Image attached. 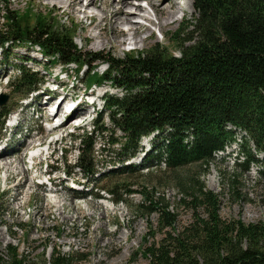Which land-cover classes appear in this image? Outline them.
I'll list each match as a JSON object with an SVG mask.
<instances>
[{
    "label": "trees",
    "instance_id": "16d2710c",
    "mask_svg": "<svg viewBox=\"0 0 264 264\" xmlns=\"http://www.w3.org/2000/svg\"><path fill=\"white\" fill-rule=\"evenodd\" d=\"M4 1L0 0L3 59L23 41L38 46L45 61L74 63L78 72L87 65L80 61L84 53L74 43V30L59 20L50 23L32 9L11 11ZM193 7V20L171 32L173 49L155 42L122 59L96 53L91 60L106 68L87 70V85L110 80L122 90L121 96L103 99L105 113L123 138L120 157L112 164L133 157L142 137L160 139L153 140L145 155L148 163L142 168L147 173L142 176L150 175L154 164H163L159 171L169 173L177 202L190 211V221L178 229L170 204L139 191L157 212L159 229L168 228L156 244L144 248L148 264H264V222L221 217L219 194L201 180L214 154L237 142L243 160L236 158L235 168L245 172L252 164L261 165L259 172L264 174V163L257 157L264 154V0H193ZM41 82L36 71L20 65L9 85L26 95ZM4 103L1 124L8 110ZM239 132L245 134L238 141ZM74 139L82 144L75 167L87 175L98 173L90 136ZM192 165L202 169L182 173ZM131 167H122V173ZM108 180L107 192L117 194L119 184ZM122 200L115 197V202ZM4 260L24 264L22 253L11 245L5 254L0 251V264ZM69 261V255L54 250L48 264Z\"/></svg>",
    "mask_w": 264,
    "mask_h": 264
},
{
    "label": "rangeland",
    "instance_id": "374dc122",
    "mask_svg": "<svg viewBox=\"0 0 264 264\" xmlns=\"http://www.w3.org/2000/svg\"><path fill=\"white\" fill-rule=\"evenodd\" d=\"M98 2L90 7L97 19L101 14ZM177 2L181 10L176 13V20L164 31L152 26L151 37L149 32L142 33L141 37H147L145 42L119 46L106 42L104 47H98L97 43L95 45L97 40L92 39L98 32L93 27L95 19L48 0L4 1L11 11L32 9L39 15H45L50 23L59 20L74 30V43L84 53L80 61L87 65L78 72L74 63L45 61L38 46L23 41L15 43L7 59L0 55V95H7L4 105L8 109L5 122L0 123V142L3 141L0 148L5 149L0 157L5 151L15 150L22 142L30 144L14 155L11 153L12 160L17 159L18 162L12 165L9 172H6L0 158L2 253L5 254L8 245L15 246L22 253L24 264H48L54 250L69 255L68 264H148L144 248L156 244L168 228L159 229L157 212L148 206L149 201H145L139 191H146L149 197H160L170 204L169 208L177 213L176 228L190 221V211L177 202L179 194L169 182V173L159 171L160 167L163 169V164L160 167L154 164L150 167L152 173L142 176L147 173V168L142 166L148 163L145 155L155 140L153 135L140 139L135 155L129 160L112 164L120 157L123 138L122 132L114 128L105 113L103 99L107 95L121 96L122 90L115 88L110 80L88 86L86 79L87 70L102 71L106 68L105 63L91 60L96 53L105 58L122 59L126 53L146 50L155 42L173 49L171 32L179 26L185 27L195 16L193 0ZM141 3L152 11L147 3ZM2 21L0 12V23ZM107 35L112 38L110 31ZM20 65L33 69L42 78L39 87L26 95L23 90L15 91L9 85L10 80L16 78ZM54 93L58 96L64 93V99L71 97L74 103L81 102L77 111L80 110L78 114L82 118L75 120L78 116L74 113L66 122L61 120L58 127L52 124L51 121L60 119L63 114L61 109L68 103L62 101L58 105ZM52 98L47 111L50 114L56 110L58 116L53 120L39 111V106ZM91 100L94 104L89 105ZM73 112H69V116ZM238 134L237 140H243L241 135L245 133ZM78 135L90 136L98 173L87 175L75 167L78 149L82 147L79 140L74 139ZM114 140L117 142L113 143ZM158 141L160 139L155 140L156 143ZM38 144L41 148H35ZM238 149L239 142L215 153L201 180L206 188L219 194L221 217L264 222V174L259 172L263 167L252 164L245 172L236 169V158L243 160ZM28 151L37 155L32 168ZM257 157L264 163L263 153L257 154ZM126 165H131L132 170L124 168L128 172L122 173L121 169ZM201 169L192 165L183 169L182 173L191 174ZM109 177L119 184L117 194L107 192L111 188ZM50 178L52 181L47 180ZM120 196L123 200L115 202V197ZM2 263L6 264V260Z\"/></svg>",
    "mask_w": 264,
    "mask_h": 264
},
{
    "label": "bare ground",
    "instance_id": "6f19581e",
    "mask_svg": "<svg viewBox=\"0 0 264 264\" xmlns=\"http://www.w3.org/2000/svg\"><path fill=\"white\" fill-rule=\"evenodd\" d=\"M48 1L55 5H65L72 12L81 13L86 18L95 19L93 27L97 28L98 32L92 36V39L97 40L95 45L97 43L96 46L98 47H104L106 42H114V44H116L115 46L135 44L137 42L143 43L147 40V37H141L142 33L149 32L151 37L152 26L164 31L168 25L176 20V13L181 10V8L178 6L177 0H147V5L152 11H149L147 6L143 5L140 0H99L101 14L97 19L94 12L90 10V7L92 5H97L99 3L98 0H64V2L58 0ZM137 18L146 21L148 24L141 22ZM107 31L111 32L112 38L108 37ZM62 94V96H58L57 93H54V99L58 105L62 101L68 102L65 107V111L63 112L64 117L61 119L66 122L71 116L74 115V113H76L75 115L77 116L80 114V110L77 111V105H79L80 102L74 103L75 101L71 97L68 100L64 99L66 94ZM52 102L53 98L45 102L41 107L39 106V111L43 113V116L44 114H47V116H50L51 120L58 116L55 109L52 110V113L50 114L47 111ZM57 103L54 104V107L57 106ZM61 110L63 111V107ZM71 111L74 112L69 116V112ZM79 118H82V115H79L75 120ZM63 121L62 123H64ZM59 124H57L56 127H58ZM2 144L3 141L0 142V146ZM29 145L30 144L27 142H22L12 152L5 151L1 154L0 158L3 160V165L6 168V172H9L15 162H18L17 159L13 161L11 156H13L14 153L16 154L22 147L27 148ZM3 150H5L4 147L0 148V153ZM11 153H13V155ZM15 168L17 169V165Z\"/></svg>",
    "mask_w": 264,
    "mask_h": 264
},
{
    "label": "water",
    "instance_id": "95a60500",
    "mask_svg": "<svg viewBox=\"0 0 264 264\" xmlns=\"http://www.w3.org/2000/svg\"><path fill=\"white\" fill-rule=\"evenodd\" d=\"M7 99V95L1 94L0 95V104H3Z\"/></svg>",
    "mask_w": 264,
    "mask_h": 264
}]
</instances>
